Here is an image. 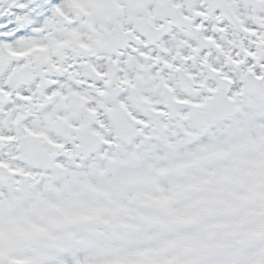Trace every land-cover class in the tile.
I'll use <instances>...</instances> for the list:
<instances>
[{
  "label": "snow or ice",
  "instance_id": "obj_1",
  "mask_svg": "<svg viewBox=\"0 0 264 264\" xmlns=\"http://www.w3.org/2000/svg\"><path fill=\"white\" fill-rule=\"evenodd\" d=\"M0 264H264V0H0Z\"/></svg>",
  "mask_w": 264,
  "mask_h": 264
}]
</instances>
